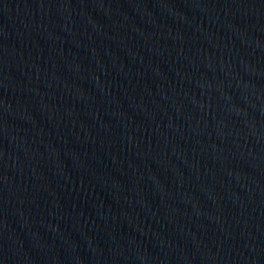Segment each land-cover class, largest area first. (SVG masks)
I'll return each mask as SVG.
<instances>
[{
    "label": "water",
    "instance_id": "obj_1",
    "mask_svg": "<svg viewBox=\"0 0 264 264\" xmlns=\"http://www.w3.org/2000/svg\"><path fill=\"white\" fill-rule=\"evenodd\" d=\"M0 264H264V0H0Z\"/></svg>",
    "mask_w": 264,
    "mask_h": 264
}]
</instances>
